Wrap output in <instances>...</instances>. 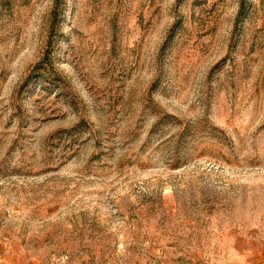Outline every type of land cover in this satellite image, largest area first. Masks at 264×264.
Here are the masks:
<instances>
[{"label":"rangeland","instance_id":"rangeland-1","mask_svg":"<svg viewBox=\"0 0 264 264\" xmlns=\"http://www.w3.org/2000/svg\"><path fill=\"white\" fill-rule=\"evenodd\" d=\"M0 0V264H264V0Z\"/></svg>","mask_w":264,"mask_h":264},{"label":"trees","instance_id":"trees-1","mask_svg":"<svg viewBox=\"0 0 264 264\" xmlns=\"http://www.w3.org/2000/svg\"><path fill=\"white\" fill-rule=\"evenodd\" d=\"M244 1L245 0H243V3L241 4V10H242L241 13H240L241 15H242V13L245 12V4H244Z\"/></svg>","mask_w":264,"mask_h":264}]
</instances>
